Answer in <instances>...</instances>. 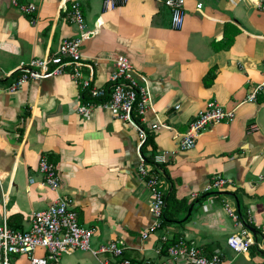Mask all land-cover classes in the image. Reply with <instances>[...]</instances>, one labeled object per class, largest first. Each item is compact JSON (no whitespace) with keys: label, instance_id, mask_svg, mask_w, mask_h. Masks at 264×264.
I'll return each instance as SVG.
<instances>
[{"label":"crops","instance_id":"obj_1","mask_svg":"<svg viewBox=\"0 0 264 264\" xmlns=\"http://www.w3.org/2000/svg\"><path fill=\"white\" fill-rule=\"evenodd\" d=\"M71 1L19 0L36 6L31 23L11 0H0V73L53 55L62 39L78 34L64 11ZM77 1L91 31L81 53L94 65L93 83L108 84L117 55L141 74L151 105L140 125L153 136L152 145L142 149L144 161L159 159L152 167L166 203L173 198L184 204L161 228L142 236L155 218L138 173L135 127L108 109L79 115V89L67 74L29 80L15 90L7 88L13 80L7 77L0 80V223L25 230L33 211L65 195L79 224L93 228L90 249L117 241L134 264H183L169 258L165 246L183 238L230 264H264V86L253 101L245 100L264 80V0H184V24L176 30L162 0H128L107 11L102 0ZM235 29L229 48L216 47ZM211 68L215 77L207 86L203 78ZM18 76L19 71L13 74ZM209 101L233 110V119L207 126L192 148L179 149L173 133L184 132ZM156 121L164 126L152 131L149 125ZM40 155L55 165V189L42 183ZM215 175L230 185L204 191ZM223 202L237 210L262 248L252 245L244 254L228 248L226 238L238 227ZM111 259L109 253L76 250L58 264ZM11 264L29 262L15 255Z\"/></svg>","mask_w":264,"mask_h":264},{"label":"built area","instance_id":"obj_2","mask_svg":"<svg viewBox=\"0 0 264 264\" xmlns=\"http://www.w3.org/2000/svg\"><path fill=\"white\" fill-rule=\"evenodd\" d=\"M128 0H102V10H112L119 5H123ZM164 6L170 12V27L180 29L184 24L185 1L184 0H162ZM11 4L29 17L31 23L35 18L32 16L36 10L33 3H20L19 0H11ZM200 4L196 5L199 9ZM68 19L73 22L78 29V34L69 38H64L60 42L53 55L44 57H33L27 62H21L12 70L0 73V80L13 77L19 71V76L12 78L8 89L20 88L29 80L42 79L52 75L67 74L79 89L77 95L79 104L76 112L85 115L94 109H108L110 113L133 125L137 131V152L140 156L138 165L139 176L144 180L149 193V210L155 220L148 229L143 231L142 236L153 232L164 224V208L166 205V193L160 186L159 178L155 167L159 160L147 164L144 161L142 148L147 138V130L140 122L144 119V114L151 105L149 93L142 83L141 74L131 64L124 55H117L112 62V69L108 75L107 85H95L93 83L94 65L85 59L81 53V46L91 34L85 26L83 12L77 0H72L69 8L64 9ZM264 67V63H263ZM144 80V79H143ZM257 86L247 94L245 100L253 101L260 90ZM234 117L233 110L225 109L219 104L209 101L205 108L198 111L194 118L188 123L184 132L173 133L178 141L181 150L190 149L195 144L198 134L207 126L230 121ZM164 124L153 122L149 128L160 129ZM37 171L41 176L42 183L55 189L59 184V176L55 165L46 155H40L38 159ZM230 181L223 176L215 175L207 182L204 191L210 189H221L229 186ZM195 196V193H192ZM72 201L65 195H59L45 209L33 211L29 218V227L25 230H18L8 226L5 220L0 223V264H11V257L15 255H25L29 264H58L60 257L76 250H90L93 254L99 252L109 253L114 259L105 261L104 264H133L128 258L123 257L124 247L119 242H110L100 245L97 249H90V238L93 228L84 227L78 222V214L72 206ZM223 207L227 215L233 220L238 230L226 238V244L236 254H244L249 251L252 245L258 248L262 246L257 242L256 236L243 226L240 221V214L229 203L223 202ZM264 230V228L262 229ZM261 232V231H260ZM260 234L263 239V233ZM161 240L165 242L167 236L161 235ZM37 249H42L43 254L37 256ZM169 258L177 263L183 264H230L220 254L207 256L195 245L188 243L183 238H178L167 248Z\"/></svg>","mask_w":264,"mask_h":264},{"label":"trees","instance_id":"obj_3","mask_svg":"<svg viewBox=\"0 0 264 264\" xmlns=\"http://www.w3.org/2000/svg\"><path fill=\"white\" fill-rule=\"evenodd\" d=\"M237 32V29L233 30V32L231 34H225V36L223 37L222 41H220L218 43V45L216 47H226V48H229L231 46V44L233 43V40H234V35L236 34ZM215 77V69L214 68H211L207 71V73L204 75V84L209 86L213 80V78ZM152 132L150 130H147V138H146V141H145V145L149 144V145H152ZM144 147V146H143ZM143 149V148H142ZM183 205L184 202L182 201H177L173 198L170 199V201H168L165 205V208H164V223H167L168 222V219H169V216L172 215L175 211H176V208L179 207L180 205ZM8 226L12 228V224L8 223ZM173 239L169 240L170 242L172 241ZM171 243H167L165 244V246H168L170 245ZM212 255V254H211ZM209 255V256H211ZM134 264V263H133Z\"/></svg>","mask_w":264,"mask_h":264},{"label":"rangeland","instance_id":"obj_4","mask_svg":"<svg viewBox=\"0 0 264 264\" xmlns=\"http://www.w3.org/2000/svg\"><path fill=\"white\" fill-rule=\"evenodd\" d=\"M13 77H11L10 79H12Z\"/></svg>","mask_w":264,"mask_h":264},{"label":"bare ground","instance_id":"obj_5","mask_svg":"<svg viewBox=\"0 0 264 264\" xmlns=\"http://www.w3.org/2000/svg\"><path fill=\"white\" fill-rule=\"evenodd\" d=\"M253 247V246H252ZM140 264V263H139Z\"/></svg>","mask_w":264,"mask_h":264}]
</instances>
